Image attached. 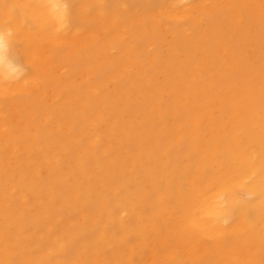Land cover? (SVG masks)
Instances as JSON below:
<instances>
[{"label":"bare ground","instance_id":"obj_1","mask_svg":"<svg viewBox=\"0 0 264 264\" xmlns=\"http://www.w3.org/2000/svg\"><path fill=\"white\" fill-rule=\"evenodd\" d=\"M0 264H264V0H0Z\"/></svg>","mask_w":264,"mask_h":264}]
</instances>
